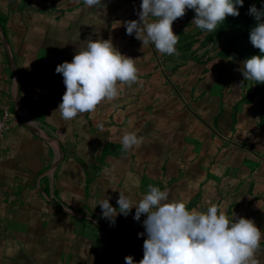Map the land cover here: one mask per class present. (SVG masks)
Wrapping results in <instances>:
<instances>
[{"label": "rangeland", "instance_id": "374dc122", "mask_svg": "<svg viewBox=\"0 0 264 264\" xmlns=\"http://www.w3.org/2000/svg\"><path fill=\"white\" fill-rule=\"evenodd\" d=\"M7 1L18 5L25 0H0V17L7 21L8 36L18 41L14 49L22 69L33 73L34 64L43 61L55 77L47 93L36 86L38 73L24 88L39 98L31 101L34 109L29 110L25 139L0 162V168L8 169L0 172V183L21 189V203L0 202V218L17 232L26 231L27 220L48 216L52 223L47 239L51 245L52 239L62 241L59 251L48 256L50 262L125 264L128 256L136 264L142 260L147 237L139 234L145 232L146 217L135 221L134 208L127 217L118 215L114 224L102 216L99 202L110 197V204L118 208L119 192L135 203L149 185L166 190L168 202L191 190L193 199L217 203L228 218L233 215L227 213L238 212L234 204L264 200V84L245 79L242 61H234L225 44L230 39L224 40L218 26L211 32L188 26L184 31L200 34L195 39L199 43L187 49L183 47L193 40L184 41L183 50L177 43V54L169 56L152 44L143 46L135 33L126 34L124 23L139 20L141 0H106L93 7L83 0H64L61 10L53 9L47 16L11 14L5 10ZM192 13L186 10L177 24L173 22L174 34ZM89 38L111 40L122 55L136 60L137 80L118 84V97L100 102L94 111L64 120L56 111L66 87L55 69L71 62ZM107 121L112 122L110 129ZM121 124L141 138L128 151L122 148L120 130L114 134ZM134 149L141 156L129 154ZM47 183H52V193L42 192ZM24 185L31 187L22 189ZM19 209L26 210L25 217L16 223ZM255 215L261 228L264 206Z\"/></svg>", "mask_w": 264, "mask_h": 264}, {"label": "clouds", "instance_id": "9594fccd", "mask_svg": "<svg viewBox=\"0 0 264 264\" xmlns=\"http://www.w3.org/2000/svg\"><path fill=\"white\" fill-rule=\"evenodd\" d=\"M101 0H83L93 7ZM244 0H141L139 20L124 23L127 35H133L144 45L152 44L162 55L177 54L178 36L172 25L178 18L193 10L192 21L205 32L214 31L227 16L238 17ZM248 15L256 24L249 39L260 55L252 56L242 64L246 80L264 84V6H250ZM136 60L122 55L111 40L89 38L86 47L77 51L71 62H63L55 69L62 74L66 92L58 106L64 120L78 114L92 112L104 100L119 95L118 84H131L137 80ZM97 127L103 128V124ZM120 142L125 151L141 143L136 133L125 132ZM110 197L99 202L103 218L115 223L118 215L127 217L135 209L133 219L143 220L145 236L143 258L138 264H249L254 250L262 239V231L247 218L229 219L217 205L206 211L188 210L183 201L169 203L166 190L149 185L147 193L133 203L119 192L118 208L110 204ZM125 264H136L133 257H125ZM252 264H255L252 261Z\"/></svg>", "mask_w": 264, "mask_h": 264}, {"label": "crops", "instance_id": "0c3cea01", "mask_svg": "<svg viewBox=\"0 0 264 264\" xmlns=\"http://www.w3.org/2000/svg\"><path fill=\"white\" fill-rule=\"evenodd\" d=\"M64 0H25V3L20 2L18 5L15 3H11L7 1L6 5V11H8L11 14H19L21 12H27V13H36L37 15H50V11L53 9L61 10L60 3H62ZM78 2H81L82 0H77ZM64 8H62L63 10ZM8 24L6 25V37L4 36L3 30L0 27V112L7 110L9 114V131L5 137V139L0 140V162H3V159L8 158L10 154L13 152V146L20 144L22 139H25V129L26 127H29V124H27L26 120H29V110H33L34 106H32L33 103L31 101L33 99H38V96L31 95V92H26L24 88H26L30 83V78L32 77V74L38 73V82L36 84L37 88L41 89L43 93H47L49 91V82L51 78H54L49 71V64L44 63L41 61L40 64H34V72L30 73L27 71V68L22 69V64H20L18 60V55L15 53L14 47L16 46V42H18L15 39H11L8 36ZM30 54H26L28 56ZM49 55V54H47ZM32 56V55H31ZM36 61V60H35ZM34 61V63H35ZM56 77L60 78L61 75H57ZM34 97V98H33ZM40 101V100H38ZM112 108L109 105H106V108ZM29 118V119H28ZM112 125V122L107 121V129H110ZM124 125V126H123ZM117 130L116 133H118V130H120L121 135H123L125 132H127V125L121 124L120 128L115 129ZM114 130V131H115ZM113 139L109 140L110 143H113L115 146H117L118 142L113 141ZM58 152L61 151L60 147L57 148ZM108 155L112 154L110 151L107 152ZM129 154L133 156H141V152L138 149H134L129 152ZM107 155V156H108ZM57 164V163H56ZM1 173L8 172V169L1 167L0 168ZM36 185V184H35ZM37 185L40 186V183L37 182ZM188 185V184H187ZM31 187L24 185L22 189H29ZM139 188V187H138ZM193 189L191 185H189V189ZM14 188L7 184V183H0V202L6 203L7 205H14V203H17L19 199V189L18 187L13 190ZM44 189L47 191H51L52 193V183H47L44 186ZM187 189V188H186ZM18 190V191H17ZM42 191V189L40 188ZM186 191V190H185ZM191 190L189 192H185L183 194H176L170 197V202H176V201H183L186 204V207H192V209H200L203 208V211L206 210L205 208L217 205V203H212L211 200H205L206 198L195 200L193 197L195 195L190 194ZM52 196H54L52 194ZM209 199V198H208ZM140 200V198L138 199ZM20 202V201H19ZM207 202H209L207 204ZM21 203V202H20ZM51 205L56 204L53 201H50ZM205 203V204H204ZM239 205L238 212L235 213L236 218H247L252 220L255 225L262 231V234H264V225L260 228V223L257 220L254 221V217L256 216L255 213H259L261 209L264 206V200H260L258 202H250L245 201L243 204H234ZM248 212V213H247ZM252 212V213H251ZM228 215H233L230 213H227ZM229 219H232L230 216ZM93 221L97 222L95 219ZM98 223V222H97ZM19 234H26L28 231V228L26 231L16 230ZM97 250V249H95ZM96 255V253H94ZM252 261L255 262V264H264V236H262L261 241L259 242V245L253 252V256L250 259L249 264H252ZM89 264V263H88Z\"/></svg>", "mask_w": 264, "mask_h": 264}, {"label": "trees", "instance_id": "16d2710c", "mask_svg": "<svg viewBox=\"0 0 264 264\" xmlns=\"http://www.w3.org/2000/svg\"><path fill=\"white\" fill-rule=\"evenodd\" d=\"M252 5H255L259 9L264 6V0H244L243 7H239L238 9L240 12L238 17L227 16L224 22L218 25V28L223 32L224 40L230 39V41L225 44L226 47H230L228 51L233 53L235 57L234 61L239 60L242 61V63L252 56L260 55V51L252 46L249 39L250 30L256 24L255 19L248 15L249 8ZM106 14L109 15L110 13ZM188 17L189 19L186 22V26H182L176 34L178 36L180 50H183V48L190 49V47L199 43V41H196L195 39L200 38L198 37L200 34L197 36H190L184 31L188 26H192L191 21L195 17V12L193 11L192 15ZM177 20H179V18ZM176 21H174L175 24H177ZM6 25V19L0 17V27L3 30L5 37ZM190 40H193L192 43L182 48V43ZM223 55L224 53L219 56L222 57ZM195 62L198 63V61ZM249 98L251 99L252 97ZM260 104L262 105V103ZM261 112V118H263L264 108L261 109ZM104 156H106V153ZM42 192L48 193L44 188ZM54 206V204L51 205V208H54ZM23 211L21 209L18 210L15 220L16 223L23 221L22 219L25 217ZM55 213L58 212L55 211ZM47 217L48 216L46 215H42L32 223H29L27 220V223L25 222L28 224V231L26 234H19L10 231L5 221L0 218V264H74V262L67 263L68 260H66V262L59 261V263H57L58 261L54 263L49 261L48 256H50V254H52L51 256H54L55 253L59 251L62 241L56 240L55 238L52 239L53 244H50V241L47 239V231L50 230L52 221ZM117 256L118 258L121 257L119 254ZM121 259L122 258H119V260ZM89 264H96V262L91 261Z\"/></svg>", "mask_w": 264, "mask_h": 264}, {"label": "built area", "instance_id": "2783aa9c", "mask_svg": "<svg viewBox=\"0 0 264 264\" xmlns=\"http://www.w3.org/2000/svg\"><path fill=\"white\" fill-rule=\"evenodd\" d=\"M9 128V114L7 110H4L0 112V140L5 139Z\"/></svg>", "mask_w": 264, "mask_h": 264}]
</instances>
